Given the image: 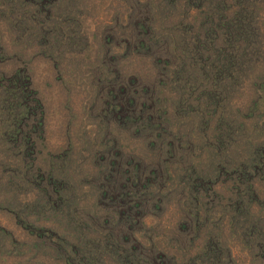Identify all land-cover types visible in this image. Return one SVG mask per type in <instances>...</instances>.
I'll return each mask as SVG.
<instances>
[{
  "label": "rangeland",
  "instance_id": "374dc122",
  "mask_svg": "<svg viewBox=\"0 0 264 264\" xmlns=\"http://www.w3.org/2000/svg\"><path fill=\"white\" fill-rule=\"evenodd\" d=\"M132 254L264 264V0H0V264Z\"/></svg>",
  "mask_w": 264,
  "mask_h": 264
},
{
  "label": "trees",
  "instance_id": "16d2710c",
  "mask_svg": "<svg viewBox=\"0 0 264 264\" xmlns=\"http://www.w3.org/2000/svg\"><path fill=\"white\" fill-rule=\"evenodd\" d=\"M131 257H133V258H132V259H133V260H132L133 264H136V263H135V260H134V254H132ZM137 258H138V260H137L138 264H144L143 262H141L142 260H141L139 257H137ZM139 261H140V262H139Z\"/></svg>",
  "mask_w": 264,
  "mask_h": 264
}]
</instances>
